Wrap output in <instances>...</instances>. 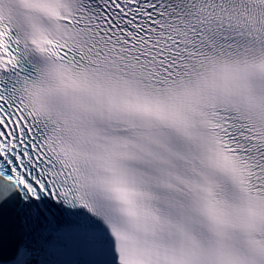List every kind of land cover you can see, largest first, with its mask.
Segmentation results:
<instances>
[{"label":"snow or ice","instance_id":"snow-or-ice-1","mask_svg":"<svg viewBox=\"0 0 264 264\" xmlns=\"http://www.w3.org/2000/svg\"><path fill=\"white\" fill-rule=\"evenodd\" d=\"M0 264H264V0H0Z\"/></svg>","mask_w":264,"mask_h":264}]
</instances>
